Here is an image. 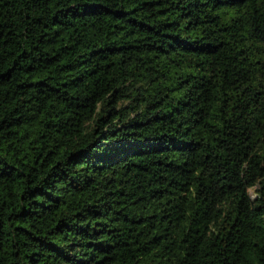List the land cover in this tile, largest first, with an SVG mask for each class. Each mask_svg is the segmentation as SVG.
Segmentation results:
<instances>
[{"label": "trees", "instance_id": "trees-1", "mask_svg": "<svg viewBox=\"0 0 264 264\" xmlns=\"http://www.w3.org/2000/svg\"><path fill=\"white\" fill-rule=\"evenodd\" d=\"M0 264H264V0H0Z\"/></svg>", "mask_w": 264, "mask_h": 264}, {"label": "rangeland", "instance_id": "rangeland-1", "mask_svg": "<svg viewBox=\"0 0 264 264\" xmlns=\"http://www.w3.org/2000/svg\"><path fill=\"white\" fill-rule=\"evenodd\" d=\"M252 192L254 193L253 189H252Z\"/></svg>", "mask_w": 264, "mask_h": 264}]
</instances>
